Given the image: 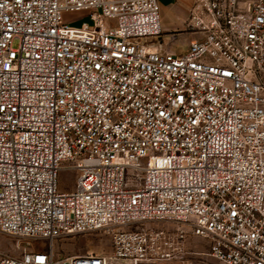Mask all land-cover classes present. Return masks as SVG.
Wrapping results in <instances>:
<instances>
[{"label": "built area", "instance_id": "1", "mask_svg": "<svg viewBox=\"0 0 264 264\" xmlns=\"http://www.w3.org/2000/svg\"><path fill=\"white\" fill-rule=\"evenodd\" d=\"M186 30L164 47L159 0H0V231L48 242L0 264H264V0H194Z\"/></svg>", "mask_w": 264, "mask_h": 264}, {"label": "rangeland", "instance_id": "2", "mask_svg": "<svg viewBox=\"0 0 264 264\" xmlns=\"http://www.w3.org/2000/svg\"><path fill=\"white\" fill-rule=\"evenodd\" d=\"M65 22L73 25H80L84 21L92 23L90 18V9H69L63 12ZM17 42V41H16ZM73 176L71 172L62 173L63 188H71L73 186ZM167 221H151L145 226L152 228L161 225H169ZM48 242L36 238H18L15 235L0 231V251L10 254H21L25 250L46 248ZM186 247L189 249L196 248L200 250L209 247L208 240L198 235H189L186 239ZM54 249L59 254H74L89 250L109 251L111 249V231L109 229H99L83 233L69 235L59 238L54 242ZM186 255L195 257L196 254L186 253ZM143 264H179L178 259H158Z\"/></svg>", "mask_w": 264, "mask_h": 264}, {"label": "crops", "instance_id": "3", "mask_svg": "<svg viewBox=\"0 0 264 264\" xmlns=\"http://www.w3.org/2000/svg\"><path fill=\"white\" fill-rule=\"evenodd\" d=\"M161 6L162 35L164 47L181 52L193 39L187 28V20L194 0H159Z\"/></svg>", "mask_w": 264, "mask_h": 264}]
</instances>
